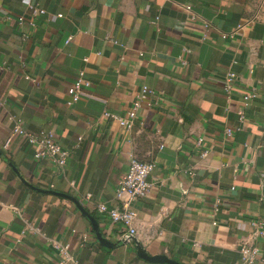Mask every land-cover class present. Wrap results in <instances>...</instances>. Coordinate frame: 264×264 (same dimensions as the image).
<instances>
[{
  "label": "crops",
  "instance_id": "1",
  "mask_svg": "<svg viewBox=\"0 0 264 264\" xmlns=\"http://www.w3.org/2000/svg\"><path fill=\"white\" fill-rule=\"evenodd\" d=\"M28 2L45 12L32 18ZM79 71L90 85L67 105ZM227 71L236 73L228 94ZM144 84L162 100L143 106L133 128L102 116L123 115ZM249 91L258 96L243 105ZM16 119L31 132L54 131L68 151L64 166L35 159L21 136L3 149ZM132 155L154 162V184L130 201L136 234L126 243V228L94 207L122 205L115 191ZM49 190L76 198L114 246ZM257 218L264 220V0H0V264H55L51 240L68 243L78 264H161L140 258L137 243L185 264H237L239 244L249 241L260 250L254 264H263ZM25 222L38 231L22 233ZM78 232L88 242L80 245Z\"/></svg>",
  "mask_w": 264,
  "mask_h": 264
},
{
  "label": "built area",
  "instance_id": "2",
  "mask_svg": "<svg viewBox=\"0 0 264 264\" xmlns=\"http://www.w3.org/2000/svg\"><path fill=\"white\" fill-rule=\"evenodd\" d=\"M30 15L32 18L39 16L45 12L40 6L34 5L32 2L27 4ZM189 9V5L186 6ZM61 15V14H58ZM18 23H25L23 16L18 17ZM29 24L33 25V21L29 20ZM240 27V25H239ZM28 34H23V38L26 39ZM73 35H68L66 43H69ZM225 37V35H223ZM114 42H117L116 40ZM186 50V49H184ZM26 78L31 79L36 83L35 78H31L26 75ZM236 79V73L233 71H227L224 76L223 91L225 93H230L234 80ZM90 85V81L87 79L83 71H79L77 77L72 83L66 88L67 105H74L78 102L81 92L84 88ZM258 96L257 92L249 91L242 95L243 105ZM162 100L161 94L153 89L152 87L144 84L137 91L135 98L133 99L130 107L126 110L123 115L104 110L102 116L106 119H111L117 122L120 126L131 129L134 126V122L138 116L139 110L145 106L152 108L159 104ZM239 120H244V112L242 109L238 111ZM227 135L231 134V129L225 127L224 129ZM15 136L24 137L30 145L33 147V156L37 160L48 159L51 163L57 167L64 166L66 158L68 156V151L63 148L57 140L56 134L52 130L41 129L38 132H31L24 129L21 126L20 120L16 119L15 124L11 133L5 138L2 148L8 149L11 141ZM196 147L200 151L202 157L206 156L208 153L207 148L203 145V137H198L195 141ZM155 164L152 161H143L132 155L129 161V166L126 172H124L119 178L116 186L115 196L122 202V205H107L106 203H97L94 209L102 214H105L114 224L123 225L126 228V232L122 235L123 242H130L134 239L136 234L135 219L136 211L130 207V201L138 198H145L148 196L153 188V181L151 180V175L154 170ZM234 186H231V190ZM219 199H217V202ZM251 225L254 227L253 236L257 238L264 237V220L257 218L251 221ZM32 228L38 231V228L31 226L29 223L25 222V227L22 233L25 232L27 228ZM75 231V230H74ZM1 235V233H0ZM79 244L83 245L88 242L89 237L85 233H77ZM50 244L57 253L58 259L55 264H78L74 254L71 251L70 245L68 243H60L56 240H51ZM239 261L237 264H254V262L260 256V250L258 246L249 241H243L239 244ZM264 264V261H263Z\"/></svg>",
  "mask_w": 264,
  "mask_h": 264
},
{
  "label": "water",
  "instance_id": "3",
  "mask_svg": "<svg viewBox=\"0 0 264 264\" xmlns=\"http://www.w3.org/2000/svg\"><path fill=\"white\" fill-rule=\"evenodd\" d=\"M49 192L51 193H54V194H57V195H60L62 197H65L69 200H71L77 207L78 209L86 216L88 217V219L90 220L91 224H92V228H93V231L97 237V240L102 243L103 245L105 246H114V243H111L109 241H107L103 236H102V233L100 232L99 230V227H98V223L95 219V217L89 212L87 211L82 205L81 203L76 199L74 198L73 196L71 195H68V194H65V193H61V192H58V191H54V190H49ZM136 253L137 255L146 260L147 262H150V263H161V264H185V263H182L178 260H175V259H172L164 254H155V255H151L149 253H147V251L145 250V248L140 245V244H136Z\"/></svg>",
  "mask_w": 264,
  "mask_h": 264
}]
</instances>
